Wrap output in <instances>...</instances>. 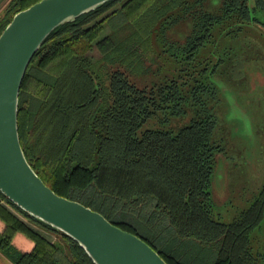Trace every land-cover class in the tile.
Segmentation results:
<instances>
[{
    "label": "trees",
    "instance_id": "obj_1",
    "mask_svg": "<svg viewBox=\"0 0 264 264\" xmlns=\"http://www.w3.org/2000/svg\"><path fill=\"white\" fill-rule=\"evenodd\" d=\"M39 1L11 0L0 36ZM250 2L108 1L53 31L23 82L20 135L38 174L169 264H195L176 250L188 239L217 251L212 264H264V181L230 199V218L214 189L222 158L240 173L255 153L264 159V0ZM140 48L153 58L142 84L126 66ZM223 84L252 118L256 145L230 117ZM0 250L15 264H96L1 190Z\"/></svg>",
    "mask_w": 264,
    "mask_h": 264
},
{
    "label": "water",
    "instance_id": "obj_2",
    "mask_svg": "<svg viewBox=\"0 0 264 264\" xmlns=\"http://www.w3.org/2000/svg\"><path fill=\"white\" fill-rule=\"evenodd\" d=\"M111 0H40L15 14L0 36V190L23 210L77 240L96 264H169L139 235L102 212L58 194L30 163L20 135V94L28 68L59 26ZM232 114L240 109L231 99Z\"/></svg>",
    "mask_w": 264,
    "mask_h": 264
},
{
    "label": "rangeland",
    "instance_id": "obj_3",
    "mask_svg": "<svg viewBox=\"0 0 264 264\" xmlns=\"http://www.w3.org/2000/svg\"><path fill=\"white\" fill-rule=\"evenodd\" d=\"M261 17L264 18V14ZM107 30L111 32L112 28L109 26ZM152 59L153 58L148 57L144 48H140L139 57L134 61L127 62L128 65L126 64L127 67L129 66L131 68L128 69L129 72L132 73V75H134L137 81L141 84L145 81L146 67L150 66ZM133 66L136 67V69ZM237 111V116L235 117H240L239 120H242L241 125L243 133L251 139L252 144H255L257 142V137L254 131V123H248L244 115H242L240 109L237 108ZM250 160H252L251 156L246 162H244L245 160L240 162L242 165L239 170L243 172L244 170H247L244 173H240L239 171L234 172L233 165H231V163L225 158L221 159L214 183L215 198L219 204L227 203L229 199H235V202L239 203V199L241 198L245 186L249 187L250 190H253L262 185L264 181V159L262 158V160L259 161V154L255 153V161L249 162ZM9 206L15 210L12 204H9ZM223 206L224 205H221L222 210H226V212H228L227 217L230 218L234 214L232 204L227 203L225 204V207ZM48 235L53 240L58 238L57 234L54 233ZM198 242L199 241L194 239H188L185 242L176 244V250L182 251L183 253L185 252L187 257H189L195 264H212L215 262L218 258L217 251L212 249L210 246L199 245Z\"/></svg>",
    "mask_w": 264,
    "mask_h": 264
},
{
    "label": "flooded vegetation",
    "instance_id": "obj_4",
    "mask_svg": "<svg viewBox=\"0 0 264 264\" xmlns=\"http://www.w3.org/2000/svg\"><path fill=\"white\" fill-rule=\"evenodd\" d=\"M250 5L252 6L253 5V0H251V2H250ZM260 14V16H262L264 13H259ZM264 19V18H263ZM223 87H224V89L226 90V93H227V95L229 96V98L230 99H232V100H236V104H238V105H240L241 106V104H240V101H239V99L237 98L238 97V95L236 94V93H234L233 91H232V89L227 85V84H223ZM244 111H246L245 110V107H241ZM238 111L237 110H235V114H232L231 113V115H230V117H232V116H237L236 115V113H237ZM247 112V111H246ZM248 113V112H247ZM249 114V113H248ZM240 115V114H239ZM237 118V117H236ZM240 118V117H239ZM238 118V119H239ZM241 121V123H242V120H240ZM253 122V121H252ZM254 125V124H253ZM255 131V130H254ZM256 135V134H255ZM229 201H230V199H229ZM229 201H227V203L229 202ZM234 202H235V200H234ZM227 203H223V204H220V205H225V204H227Z\"/></svg>",
    "mask_w": 264,
    "mask_h": 264
},
{
    "label": "crops",
    "instance_id": "obj_5",
    "mask_svg": "<svg viewBox=\"0 0 264 264\" xmlns=\"http://www.w3.org/2000/svg\"><path fill=\"white\" fill-rule=\"evenodd\" d=\"M11 0H0V15ZM0 264H15L3 251L0 250Z\"/></svg>",
    "mask_w": 264,
    "mask_h": 264
}]
</instances>
